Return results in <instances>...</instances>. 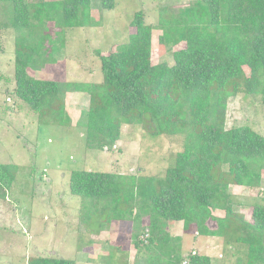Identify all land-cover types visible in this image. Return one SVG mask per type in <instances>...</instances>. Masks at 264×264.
Instances as JSON below:
<instances>
[{
  "label": "trees",
  "instance_id": "obj_1",
  "mask_svg": "<svg viewBox=\"0 0 264 264\" xmlns=\"http://www.w3.org/2000/svg\"><path fill=\"white\" fill-rule=\"evenodd\" d=\"M0 2L12 5L19 29L54 24L62 32L93 23L92 0ZM100 3L108 11L117 5L116 0ZM160 26L162 45L175 35L184 38V47L173 52L174 65L153 64V27L139 11L131 22L129 42L110 54L99 53L100 83L31 76L28 70L38 62L39 47L18 41L13 92L45 123L62 125L66 124L65 95H89L84 125L87 149L112 150L121 139L124 124L140 126L153 136L184 137L183 149L172 156L170 166L160 176L139 179L72 170L70 193L81 198V209L89 218L103 211L125 220L136 212L147 219L143 228L149 231V244L159 249L172 239L168 222H182L186 233H192L195 226L198 235L242 245L243 264H264V203L252 206L247 221L234 210L235 200L229 192L230 186H261L264 136L249 125L225 126L230 96L261 94L264 104V0H198L177 16H162ZM16 169L0 164V184L7 190ZM215 210L224 212V217L214 215ZM210 220L215 229L207 227ZM167 255L160 258H165V264H212L209 256L196 252L184 258L181 254L173 258ZM28 264L76 262L33 257Z\"/></svg>",
  "mask_w": 264,
  "mask_h": 264
},
{
  "label": "rangeland",
  "instance_id": "obj_2",
  "mask_svg": "<svg viewBox=\"0 0 264 264\" xmlns=\"http://www.w3.org/2000/svg\"><path fill=\"white\" fill-rule=\"evenodd\" d=\"M37 1V0H34ZM59 1V0H44ZM198 0H116L113 10H103L92 0V26L65 29L48 24L19 29L12 5L0 2V164L16 167L12 187L0 184V264H28L33 257L73 260L76 264H157L167 256L189 253L207 255L212 264H243L244 247L227 245L224 238L198 235L195 226L186 233L182 222H168L172 239L163 249L149 244L147 219L136 212L131 219L108 212L87 216L82 200L69 190L72 170L83 169L147 178L162 175L172 156L183 149V136H156L137 125L124 124L121 139L112 150L86 148L85 120L89 95H65V125L44 122L14 94L15 51L18 41L39 47L36 65L29 74L57 82H102L99 53L107 55L129 42L134 15L143 11L153 27L152 62L174 65L173 52L185 45L173 36L160 43L166 19ZM245 71L249 73L248 68ZM249 125L264 136V104L261 94L230 96L225 126ZM13 171V170H12ZM234 210L251 219L255 203H264V173L259 188L230 186ZM218 217L224 212L213 211ZM215 229V222L207 223ZM139 242L137 246L136 243ZM159 259V260H158Z\"/></svg>",
  "mask_w": 264,
  "mask_h": 264
},
{
  "label": "built area",
  "instance_id": "obj_3",
  "mask_svg": "<svg viewBox=\"0 0 264 264\" xmlns=\"http://www.w3.org/2000/svg\"><path fill=\"white\" fill-rule=\"evenodd\" d=\"M184 264H186V262H184Z\"/></svg>",
  "mask_w": 264,
  "mask_h": 264
}]
</instances>
